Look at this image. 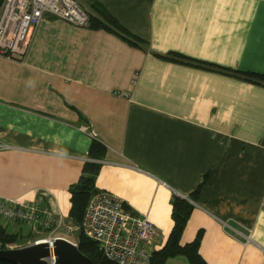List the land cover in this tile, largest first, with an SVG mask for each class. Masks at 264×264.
Returning a JSON list of instances; mask_svg holds the SVG:
<instances>
[{
	"label": "crops",
	"instance_id": "obj_1",
	"mask_svg": "<svg viewBox=\"0 0 264 264\" xmlns=\"http://www.w3.org/2000/svg\"><path fill=\"white\" fill-rule=\"evenodd\" d=\"M95 1L141 47L45 15L22 59L0 56V197L40 198L71 223L70 186L94 160L95 187L153 222L154 250L179 196L193 207L179 243L200 232L205 264H264V84L167 57L264 74V0ZM93 140L101 157L89 155ZM163 264L194 263L178 254Z\"/></svg>",
	"mask_w": 264,
	"mask_h": 264
},
{
	"label": "built area",
	"instance_id": "obj_2",
	"mask_svg": "<svg viewBox=\"0 0 264 264\" xmlns=\"http://www.w3.org/2000/svg\"><path fill=\"white\" fill-rule=\"evenodd\" d=\"M45 15L78 26H86L89 21L87 8L79 0H0V56L22 59L33 28ZM80 129L95 136V131L89 125H82ZM44 194L46 192L41 191V195ZM9 222L21 223L25 235L37 230L49 232L47 237L31 242L62 236L77 244L67 235L78 227L67 223L63 216L55 213L40 198L27 201L0 197V224L3 226V223ZM223 225L231 234L249 241L248 234L225 221ZM61 227L66 229L67 234L51 235ZM80 230L98 244L105 258L116 264H150L154 250L152 241L157 234L153 222L145 215H134L114 193L97 189L91 194Z\"/></svg>",
	"mask_w": 264,
	"mask_h": 264
},
{
	"label": "trees",
	"instance_id": "obj_3",
	"mask_svg": "<svg viewBox=\"0 0 264 264\" xmlns=\"http://www.w3.org/2000/svg\"><path fill=\"white\" fill-rule=\"evenodd\" d=\"M87 12L89 15V21L87 26L91 28H102L109 32L118 34L128 43H132L141 47V41L127 32L125 28L119 23L118 20H115L108 11L99 3L98 1L92 0L87 5ZM168 58L178 59L186 62H192L197 65H208L209 67L216 68L220 71H227L234 75H240L247 80H252L257 83L264 84V74H259L253 71H241L239 69H233L230 67H223L217 64H211L203 60H197L192 57L185 56L179 52L171 51L168 55ZM104 146L96 140L91 142L89 147V155L93 158L101 157ZM105 152V151H104ZM99 169V163L94 160L85 161L82 168L81 174L78 179L71 184L70 186V208L68 211V217L71 223L78 227V233L76 238V243L78 249L91 258L95 264H116L113 261L108 260L103 256L98 244L87 238L82 231L80 230V224L83 219L85 208L88 202L89 197L93 192L97 190L94 184V177L96 172ZM201 183H199L194 191L190 194L191 199H195L196 193L199 190ZM172 219L174 220L170 234L168 235L164 245L161 248L153 250L151 254L150 264H163V262L174 255H186L190 262L194 264H205L201 254L198 252L199 238L201 233L198 232L196 237L185 244L179 243L182 230L187 222V218L192 210L191 203L179 196H174L172 199ZM21 236L17 233H9L6 231L4 226L0 224V248H7L11 244H19L21 242ZM22 243V242H21ZM0 264H18L10 262L0 258Z\"/></svg>",
	"mask_w": 264,
	"mask_h": 264
},
{
	"label": "water",
	"instance_id": "obj_4",
	"mask_svg": "<svg viewBox=\"0 0 264 264\" xmlns=\"http://www.w3.org/2000/svg\"><path fill=\"white\" fill-rule=\"evenodd\" d=\"M0 258L18 264H95L77 244L62 236L0 248Z\"/></svg>",
	"mask_w": 264,
	"mask_h": 264
},
{
	"label": "rangeland",
	"instance_id": "obj_5",
	"mask_svg": "<svg viewBox=\"0 0 264 264\" xmlns=\"http://www.w3.org/2000/svg\"><path fill=\"white\" fill-rule=\"evenodd\" d=\"M67 222V221H66ZM69 223V222H67ZM77 233H78V228H75V230H73L71 233H69L67 236L73 240V241H76V238H77ZM65 235L67 234L66 233V229L64 227H61V228H58L57 230H55L54 232H52L51 235ZM49 235V232H46V231H33L32 232V236L29 237V238H35V239H40V238H45ZM26 237H28V235H26ZM29 238H22L21 242L19 244H11V245H8V247H17V246H20V245H23V244H26V243H29L35 239H31V240H28ZM28 240V241H27Z\"/></svg>",
	"mask_w": 264,
	"mask_h": 264
},
{
	"label": "bare ground",
	"instance_id": "obj_6",
	"mask_svg": "<svg viewBox=\"0 0 264 264\" xmlns=\"http://www.w3.org/2000/svg\"><path fill=\"white\" fill-rule=\"evenodd\" d=\"M47 241H49V240H47Z\"/></svg>",
	"mask_w": 264,
	"mask_h": 264
}]
</instances>
